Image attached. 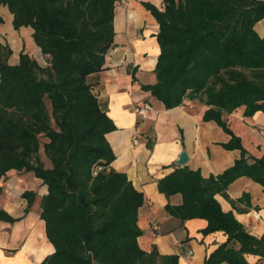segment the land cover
<instances>
[{
	"label": "trees",
	"instance_id": "obj_1",
	"mask_svg": "<svg viewBox=\"0 0 264 264\" xmlns=\"http://www.w3.org/2000/svg\"><path fill=\"white\" fill-rule=\"evenodd\" d=\"M121 1L0 0L15 30L33 29L45 61L42 66L21 53L11 65L12 50L0 45V180L12 170L32 172L48 187L41 218L55 252L41 264H179L177 255L141 249L139 213L146 198L111 167L116 156L106 136L116 126L87 82L105 69ZM143 6L159 25L160 46L156 83L143 90L167 110L187 101L204 104L203 121L217 123L231 136L224 148L240 152L221 175L204 178L200 170L180 167L160 180L161 193L183 197L166 210L182 222L206 220L204 236H227L205 264H249L246 255L264 259V234L251 235L216 199L222 194L234 206L250 199L244 194L233 201L227 194L242 177L264 191V155L252 156L224 120L241 107L246 117L264 112V37L255 31L264 0H164L162 11ZM23 197L31 201L33 195ZM17 221L0 209V222Z\"/></svg>",
	"mask_w": 264,
	"mask_h": 264
},
{
	"label": "crops",
	"instance_id": "obj_2",
	"mask_svg": "<svg viewBox=\"0 0 264 264\" xmlns=\"http://www.w3.org/2000/svg\"><path fill=\"white\" fill-rule=\"evenodd\" d=\"M143 3L164 9V0L121 1L115 10V42L106 56L105 69L90 75L87 82L101 109L116 126L106 136L116 156L111 167L125 173L146 198L139 213L141 249L151 252L156 247L161 255H177L179 264H205L206 258L226 243L227 236L223 232L204 236L206 220L182 222L169 215L166 207L180 206L183 197H167L159 191V181L180 167L200 170L204 178L221 175L240 158V152L226 150L224 145L231 136L217 123L203 121L207 109L204 104L187 101L185 106L167 110L143 90V86L156 83L160 55L159 25ZM0 19V45L12 50L11 65L19 63L21 53L35 59L39 54L43 57L32 37V28L15 30L14 17L6 6L0 8ZM255 31L264 37V19L255 25ZM139 107H148L147 119L138 115ZM224 120L252 156L264 155V112L246 117L241 107L225 115ZM183 151L188 153L189 162L177 166ZM42 159L51 168L43 153ZM27 192L33 195L31 201L23 197ZM47 194L48 187L32 172L12 170L0 180V209L18 220L14 224L0 222V264H41L55 252L41 218V202ZM227 194L233 201L249 195L250 199L236 206L222 194L216 199L222 210L232 212L247 232L263 236V187L242 177L229 186ZM155 223L160 227L158 231L153 228ZM245 257L249 264H264L259 256Z\"/></svg>",
	"mask_w": 264,
	"mask_h": 264
},
{
	"label": "built area",
	"instance_id": "obj_3",
	"mask_svg": "<svg viewBox=\"0 0 264 264\" xmlns=\"http://www.w3.org/2000/svg\"><path fill=\"white\" fill-rule=\"evenodd\" d=\"M148 107H139L137 109V113L138 115L142 118V119H147L148 118ZM153 228L155 231H158L160 229L159 225L157 223H155L153 225ZM192 254V252H191Z\"/></svg>",
	"mask_w": 264,
	"mask_h": 264
},
{
	"label": "water",
	"instance_id": "obj_4",
	"mask_svg": "<svg viewBox=\"0 0 264 264\" xmlns=\"http://www.w3.org/2000/svg\"><path fill=\"white\" fill-rule=\"evenodd\" d=\"M189 162V155L186 151H183L177 161V166H184Z\"/></svg>",
	"mask_w": 264,
	"mask_h": 264
},
{
	"label": "rangeland",
	"instance_id": "obj_5",
	"mask_svg": "<svg viewBox=\"0 0 264 264\" xmlns=\"http://www.w3.org/2000/svg\"><path fill=\"white\" fill-rule=\"evenodd\" d=\"M4 47H9V46H4ZM10 48V47H9ZM13 54V52H12ZM36 59L38 60V62L42 65V66H45V61L43 59V57L39 54L37 55ZM43 141H46V140H43ZM46 158V157H45ZM47 159V158H46Z\"/></svg>",
	"mask_w": 264,
	"mask_h": 264
}]
</instances>
